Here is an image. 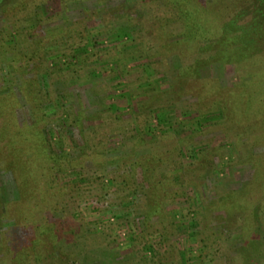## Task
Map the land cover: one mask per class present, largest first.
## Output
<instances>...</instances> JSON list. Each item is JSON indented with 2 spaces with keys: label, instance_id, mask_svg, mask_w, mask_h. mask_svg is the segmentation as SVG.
Masks as SVG:
<instances>
[{
  "label": "rangeland",
  "instance_id": "obj_1",
  "mask_svg": "<svg viewBox=\"0 0 264 264\" xmlns=\"http://www.w3.org/2000/svg\"><path fill=\"white\" fill-rule=\"evenodd\" d=\"M217 1L0 6V264H264V14Z\"/></svg>",
  "mask_w": 264,
  "mask_h": 264
},
{
  "label": "trees",
  "instance_id": "obj_2",
  "mask_svg": "<svg viewBox=\"0 0 264 264\" xmlns=\"http://www.w3.org/2000/svg\"><path fill=\"white\" fill-rule=\"evenodd\" d=\"M186 1H192V0H186ZM220 5L217 8H214L216 10L220 9L221 12H224L227 9H230V6L233 7V4H239V5H245L247 4L248 0H231L230 4L227 6V4H224V2L226 3V0H220ZM8 2H14V0H0V6L1 5H5ZM215 2H218L217 0H207V4L203 5L201 3L198 4L199 9L203 10L204 13H207L210 9H211V4H214L213 6H215ZM252 2V3H251ZM250 6H248V8H245L244 11H240V13H238L233 19L232 21H230L229 23V29H233V27L238 28V21L244 17L249 18L248 21H251L253 23L248 24V21L245 22L244 24H240L243 27H240L241 29H244L246 27V25H252L253 28L258 26L257 23L255 22V18L258 16V14H264V0H252L250 1ZM213 9V8H212ZM262 24V22H261ZM248 61V60H247ZM25 169V168H24ZM27 172L28 168L26 169ZM25 171V172H26ZM25 174V173H24Z\"/></svg>",
  "mask_w": 264,
  "mask_h": 264
}]
</instances>
